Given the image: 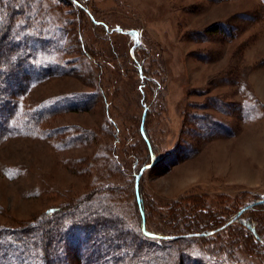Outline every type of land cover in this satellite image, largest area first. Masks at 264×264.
<instances>
[{
	"label": "rangeland",
	"instance_id": "rangeland-1",
	"mask_svg": "<svg viewBox=\"0 0 264 264\" xmlns=\"http://www.w3.org/2000/svg\"><path fill=\"white\" fill-rule=\"evenodd\" d=\"M80 1L93 21L69 0H45V18L30 28L49 44L41 60L50 67L42 65L49 72L31 84L23 106L63 98L79 107L0 142V227H24L51 208L92 198L90 207L113 205L122 228L136 230V162V169L151 165L140 186L149 229L172 232L185 216L205 222L213 211L227 218L251 202L242 215L259 217L263 235L264 106L263 116L247 120L237 107L245 94L264 102L261 0ZM223 26L230 34L219 32ZM81 129L92 139L82 141ZM226 232L200 239L220 248ZM248 238L234 244L233 260L264 264Z\"/></svg>",
	"mask_w": 264,
	"mask_h": 264
},
{
	"label": "trees",
	"instance_id": "trees-1",
	"mask_svg": "<svg viewBox=\"0 0 264 264\" xmlns=\"http://www.w3.org/2000/svg\"><path fill=\"white\" fill-rule=\"evenodd\" d=\"M69 1L77 8L76 11H83L93 21L85 1ZM44 3L45 0H0V142L18 134L17 132L32 135L37 131L38 122L48 118L53 112L79 107L77 104L73 107V102H67L63 98L39 103L34 110L23 106V98L28 94L31 84L41 74L45 76L49 72V63L41 60L43 50L49 44L42 43L39 30L30 29L39 16L45 18ZM261 5L264 8V0H261ZM219 32L228 35L231 31L223 26ZM134 44L135 48L141 45L139 41ZM132 57L139 63L136 56ZM42 65L49 67L43 68ZM56 67L61 69L58 61ZM58 101L60 104H57ZM86 105L83 103L82 107ZM263 106L264 102L254 94H245L237 105L244 120L263 116ZM81 130L78 137L82 141L92 139L91 130ZM143 141L148 147L147 155L152 159L154 151L145 138ZM70 142V139L66 141L67 144ZM58 143L63 144L61 141ZM163 156L166 154L154 157L152 164L158 163ZM114 165L117 167L115 162ZM136 166L135 162L131 172V191L138 211V232L122 228L124 221L116 214L117 207L104 203V206L96 204L92 208L89 203L94 200L83 198L51 208L38 220L31 221L24 227L1 226L0 264H241L238 262L240 260H233L234 244L242 238L244 240L241 242H247L249 236L254 237L258 244V247H254L257 252L255 254H264V233L261 235L257 229L260 218L242 215L253 204L251 202L245 203L227 218L219 211H213L212 219L209 215H203L205 222L203 218L197 219L196 214L193 217L185 216L184 224L179 222L182 227L172 232L149 229L145 199L140 186L143 171L151 165L146 163L138 169ZM259 202L264 204V199ZM217 208L221 210L220 207ZM231 225L232 229L229 230ZM244 226L249 234L243 232ZM223 230H227L224 238L230 234V239L227 243H219L220 248L212 249L205 240L202 242L200 239L202 236L206 239L205 236L216 232L222 233ZM228 230L232 232V236ZM173 240L179 241L175 248L169 245ZM157 251L159 253L155 255Z\"/></svg>",
	"mask_w": 264,
	"mask_h": 264
}]
</instances>
